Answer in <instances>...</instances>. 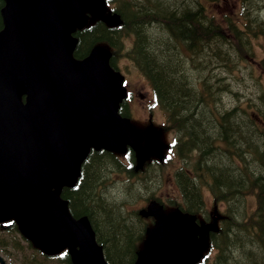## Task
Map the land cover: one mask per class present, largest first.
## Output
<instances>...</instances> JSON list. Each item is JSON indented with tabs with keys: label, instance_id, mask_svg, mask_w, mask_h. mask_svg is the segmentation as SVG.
Returning <instances> with one entry per match:
<instances>
[{
	"label": "trees",
	"instance_id": "1",
	"mask_svg": "<svg viewBox=\"0 0 264 264\" xmlns=\"http://www.w3.org/2000/svg\"><path fill=\"white\" fill-rule=\"evenodd\" d=\"M106 2L115 22L96 19L76 30L73 56L85 57L103 44L112 68L122 57L133 62L149 82L166 127L177 134L171 149L180 165L173 170L175 194L162 199L159 182L167 162L139 164L132 151L123 159L90 150L76 183L60 193L70 214L86 217L106 264H134L154 222L143 206L156 202L196 218L206 210V187L219 215L200 264H264V84L251 62L257 57L254 40L262 39L257 65L264 64V0ZM237 70L247 89L240 85L243 77H233ZM0 249L18 264L70 261L66 252L36 250L13 224L0 227Z\"/></svg>",
	"mask_w": 264,
	"mask_h": 264
},
{
	"label": "water",
	"instance_id": "2",
	"mask_svg": "<svg viewBox=\"0 0 264 264\" xmlns=\"http://www.w3.org/2000/svg\"><path fill=\"white\" fill-rule=\"evenodd\" d=\"M0 11V223L15 222L34 247L67 250L71 264H106L85 217L60 197L74 184L89 148L124 152L140 131L118 114L122 76L110 52L83 59L72 33L90 13L109 21L105 0H3ZM155 218L134 264H196L204 232L178 211ZM0 263L3 260L0 258Z\"/></svg>",
	"mask_w": 264,
	"mask_h": 264
},
{
	"label": "rangeland",
	"instance_id": "3",
	"mask_svg": "<svg viewBox=\"0 0 264 264\" xmlns=\"http://www.w3.org/2000/svg\"><path fill=\"white\" fill-rule=\"evenodd\" d=\"M227 9L224 7L222 11H225ZM262 41V39L254 40V44L257 51V57L254 61L251 60L253 63L254 73L255 76L258 77V79L264 84V64L262 67L258 66L257 63H260V56L261 53L259 52V43ZM118 71L124 76L125 83L128 85L127 88L129 89V92L131 93V98L129 102H127L129 107V115L132 121L135 122L136 126L142 131H146L145 135L148 137V142H154L152 144H146L145 143V137L144 141L141 143L138 153L142 158L148 157V155H152L155 158H160L161 160H166L168 162V165L164 167V170L162 172V180L160 183V192L159 195L161 197H165L166 195H172L175 194V187L172 183V177H173V170L180 165V161L176 154L169 149L171 143L173 142L175 138V133L169 129H167L163 124L165 122V116L163 115L162 111L156 106L153 107V103L150 101L152 92L149 84L145 81V79L141 76V74L137 71V69L133 66V64L126 60L122 59L118 63ZM248 76V75H247ZM235 78L241 79L244 74L240 73L238 70L236 71ZM248 79H254L247 77ZM248 82L244 79L243 82H240V85H245L244 89L248 88ZM239 84V83H236ZM250 91V90H249ZM225 99H232L231 96L226 97ZM164 126V127H163ZM161 176V174H160ZM202 195L204 198V204H205V213L197 219V223H201V227L204 230L206 227H208L207 224L211 221L216 219L215 210L212 208L213 203L211 204V195L206 187L202 188ZM248 203L253 206L254 203H252V198L247 199ZM137 207H140L143 204H136ZM219 208H222V205L219 206ZM168 210V209H166ZM210 217V221H208ZM205 223V224H203ZM210 261V260H208ZM209 263V262H208ZM7 264H9L7 262Z\"/></svg>",
	"mask_w": 264,
	"mask_h": 264
},
{
	"label": "flooded vegetation",
	"instance_id": "4",
	"mask_svg": "<svg viewBox=\"0 0 264 264\" xmlns=\"http://www.w3.org/2000/svg\"><path fill=\"white\" fill-rule=\"evenodd\" d=\"M126 86H128V85H126ZM128 90V89H127Z\"/></svg>",
	"mask_w": 264,
	"mask_h": 264
},
{
	"label": "bare ground",
	"instance_id": "5",
	"mask_svg": "<svg viewBox=\"0 0 264 264\" xmlns=\"http://www.w3.org/2000/svg\"><path fill=\"white\" fill-rule=\"evenodd\" d=\"M196 118V117H195Z\"/></svg>",
	"mask_w": 264,
	"mask_h": 264
}]
</instances>
